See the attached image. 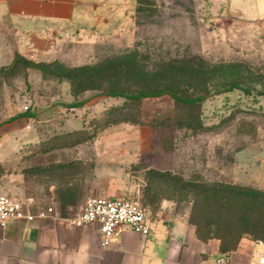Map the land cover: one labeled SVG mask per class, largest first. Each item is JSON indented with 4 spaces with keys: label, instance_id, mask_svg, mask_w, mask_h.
<instances>
[{
    "label": "rangeland",
    "instance_id": "obj_1",
    "mask_svg": "<svg viewBox=\"0 0 264 264\" xmlns=\"http://www.w3.org/2000/svg\"><path fill=\"white\" fill-rule=\"evenodd\" d=\"M117 25L97 42L74 37L43 55L19 50L10 29L0 35V128L19 111L60 104L0 134V180L42 211L75 214L57 203L64 190L114 192L144 204L152 221L222 234L231 221L211 194L242 185L233 178L242 150H264V0H134L133 24ZM80 69L95 74L83 86L134 91L181 77L183 94L208 97L190 105L169 94H76L68 77ZM231 82L242 88L218 93Z\"/></svg>",
    "mask_w": 264,
    "mask_h": 264
},
{
    "label": "crops",
    "instance_id": "obj_2",
    "mask_svg": "<svg viewBox=\"0 0 264 264\" xmlns=\"http://www.w3.org/2000/svg\"><path fill=\"white\" fill-rule=\"evenodd\" d=\"M133 15L134 0H0V35L10 29L19 50L43 55L60 43H72L74 37L83 43L97 42L118 26L117 20L129 18L133 24ZM21 113L5 123L0 134L11 128V123L22 125L33 117L17 116ZM261 147L256 144L242 150L233 178L241 180L244 186L255 185L264 190ZM9 186L7 179L0 180V195L16 197L10 194ZM114 194L108 192L109 196H121ZM92 195L83 197L69 190L61 191L57 203L64 204L66 209H78L67 216L59 215L53 207H48L52 208L50 212L43 209L45 215L39 216L40 209L31 200L16 197L36 218L15 219L0 226V264H221L219 259L225 257L219 239H200L195 225L186 220L170 224L149 218L152 227L149 235L122 225L109 246L104 247L98 224L74 222ZM263 254V239L243 236L226 257V264H259L258 258Z\"/></svg>",
    "mask_w": 264,
    "mask_h": 264
},
{
    "label": "trees",
    "instance_id": "obj_3",
    "mask_svg": "<svg viewBox=\"0 0 264 264\" xmlns=\"http://www.w3.org/2000/svg\"><path fill=\"white\" fill-rule=\"evenodd\" d=\"M82 70L80 69L73 71L72 75L68 77L76 94L90 88H99L103 90L104 94L110 96H120L126 98V100L132 101L141 100L149 96H161L163 94H169L175 101L190 105H200L208 97L207 94H183L182 89L179 87V83L181 82L180 80L182 79L181 77L177 78L178 81L175 82L174 87H171L166 83H159L154 85L150 89H137L134 91H129L127 89V83H124L123 86H115L111 85V83H109L110 85H98L97 87L90 85L83 86L85 80H93V76L95 74L82 75ZM125 75L126 73L122 76ZM235 88L242 87L239 83L231 82L228 87L220 89L218 93ZM74 104L80 105L81 103ZM17 116L34 117L35 111H25ZM227 188V190H221L212 193L211 200L213 203L212 207L215 208L216 212L219 215L225 216L230 219V229H223L222 234L208 235V232H206L203 227L199 226V224L196 223L197 236L203 240L214 238L219 239L221 242V252L225 257H228L236 249L239 241L244 235H251L257 239L264 238V191L254 187L242 185L227 186ZM195 191L197 194H200L201 189L195 188ZM250 226L252 227V229L249 228Z\"/></svg>",
    "mask_w": 264,
    "mask_h": 264
},
{
    "label": "built area",
    "instance_id": "obj_4",
    "mask_svg": "<svg viewBox=\"0 0 264 264\" xmlns=\"http://www.w3.org/2000/svg\"><path fill=\"white\" fill-rule=\"evenodd\" d=\"M25 206V203L16 197L0 195V226H5L15 219L34 221L36 215ZM48 211H52V208ZM45 212L40 210L38 215L44 216ZM74 222L81 225L98 224L104 247L109 246L112 236L122 225L143 235L152 232L148 210L138 200L129 196L92 195L85 201ZM218 262L226 264L227 259L221 257ZM258 263L264 264V254L259 256Z\"/></svg>",
    "mask_w": 264,
    "mask_h": 264
},
{
    "label": "water",
    "instance_id": "obj_5",
    "mask_svg": "<svg viewBox=\"0 0 264 264\" xmlns=\"http://www.w3.org/2000/svg\"><path fill=\"white\" fill-rule=\"evenodd\" d=\"M59 106L60 104L58 102L46 106L39 105L35 110V116L37 119L47 118L48 116L52 115Z\"/></svg>",
    "mask_w": 264,
    "mask_h": 264
}]
</instances>
